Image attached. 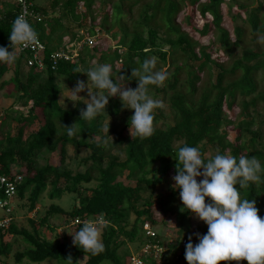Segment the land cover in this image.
<instances>
[{
  "label": "trees",
  "instance_id": "1",
  "mask_svg": "<svg viewBox=\"0 0 264 264\" xmlns=\"http://www.w3.org/2000/svg\"><path fill=\"white\" fill-rule=\"evenodd\" d=\"M183 1L50 0L48 4L40 5L32 1V10L41 15L39 21L33 20L30 24L44 45L42 66L27 65L31 57L29 51L17 52L12 64H0V78L12 69L9 84L15 86V103L26 107L25 113L15 108H11L9 115L0 111V175L10 180L13 173L21 177L11 198L8 199L0 188V200L7 198L13 204L19 200L24 205L26 202L29 212L43 194L51 203L39 221L27 218L28 227L17 225L15 207L11 206L8 227L0 228V264L10 255L14 242L22 246L13 254L16 264L44 261L65 264L69 255L73 264H79L80 257L86 258L81 264H128L130 255L139 252L143 243L151 239L145 234V223L157 230L160 240H166V235L161 234L155 225L162 222L167 213L174 215L177 228L175 238L167 242L168 250L162 262L168 264L171 258L175 264H187L181 240L185 239L187 244L191 237L195 246L197 235L190 232V213L175 207L179 189L173 190L172 180L176 174L178 149L185 145L198 146L205 161L217 154L255 157L261 165L257 174L259 179L249 182L241 190L240 198L255 200L258 215L264 218V50L243 47L240 56L224 67L212 59L208 44L195 47L197 41L177 23L176 16ZM97 2L100 5L98 13L91 14ZM223 2L186 0L201 18H211L210 23L204 22L197 33L203 37L212 27L217 32L215 41L230 59L232 49L240 46L244 31L241 27H234V39H230L229 32L221 26ZM233 4L239 8L238 14L246 13L252 31L264 37V13L262 17L258 15L261 5L250 9L249 5L237 0H232L230 7ZM107 5L108 10L105 9ZM57 7L60 14L54 17L51 14ZM77 7L82 11L77 13ZM17 14L18 6L12 1L0 7V46H9L10 25ZM87 17L90 20L85 24ZM65 19L79 21V31H71L64 23ZM192 30L196 28L192 27ZM100 35H107L111 42H116L109 47L107 42H102ZM88 37H95L94 43L91 46L83 44L75 57H52L57 51H66L68 44L75 45ZM96 56L100 64L111 66L114 78L126 77L122 82L127 84L126 88L137 84V77L131 78V72L145 59L155 58L165 66L168 78L163 86H146L147 94L153 90L155 94L167 95L164 98L169 107L168 116H163L159 108L152 113L153 134L150 137L140 139L132 138L130 132L124 134L129 131L130 118L120 117L122 104L118 97L109 98L105 112L88 122L79 121L80 111L85 108L61 106L58 98L60 86L76 83L85 76L82 72L88 70L87 59ZM208 64L217 68L216 81H212L213 74H210L209 81L198 93L199 74ZM258 72L261 75L257 78ZM183 73L184 77H181ZM160 119L162 122L157 125ZM113 120L121 121L123 126L117 130ZM34 121L40 123L36 130L30 131ZM12 122L17 123L14 132L11 131ZM75 123L74 135L70 137L63 126ZM230 131L235 132L232 139ZM112 132L114 136L109 140ZM70 145L76 152L82 149L89 152L80 159L82 171L65 165ZM112 148L118 149V153H113ZM55 151H59V163H49V154ZM207 151L209 154L205 155ZM119 152L124 154L123 159H119ZM41 159L44 162L40 164ZM119 177L134 184H127ZM234 187L239 190V185ZM64 194L71 195L73 202L67 209L55 202ZM101 213L109 226L101 232L104 247L96 255L84 254L66 237H58L55 231L50 239L41 232L42 226L54 214L65 216L62 228L75 232L81 226V220L97 218ZM67 220L79 222L68 227L70 222ZM207 230L203 222L200 235L206 234ZM9 234L12 239L6 241L5 236ZM145 264L156 262L148 258ZM219 264L234 262L221 261ZM242 264L247 261L243 260Z\"/></svg>",
  "mask_w": 264,
  "mask_h": 264
},
{
  "label": "clouds",
  "instance_id": "2",
  "mask_svg": "<svg viewBox=\"0 0 264 264\" xmlns=\"http://www.w3.org/2000/svg\"><path fill=\"white\" fill-rule=\"evenodd\" d=\"M8 40V47L0 46V64L14 63L17 52L37 43V32L25 13L12 21ZM155 63V58H147L138 69H132L131 78L137 77L135 89L124 87L125 76L114 78L110 65L99 64L82 72L87 76L86 82L77 80L71 89L63 84L69 95L65 97L61 91L62 97L74 106L81 102L85 105L79 119L85 122L105 112L109 98L118 97L123 108L133 110L128 121L130 136L148 138L153 134V110L160 103L150 98L146 86H162L168 78L165 71H153ZM82 92H86L87 99L79 95ZM64 99L60 103L64 104ZM76 124L63 126L68 136L74 135ZM175 160L176 174L172 180L173 190L179 189L180 211L193 214L208 229L202 236L196 234L199 242L195 246L189 237L185 245L187 264H219L242 259L247 264H264V218L258 215L255 200L240 198L241 190L259 179L260 162L255 157L221 154L205 161L198 146L187 145L178 149ZM235 185H239V190ZM108 226L102 213L97 218L83 220L78 230L69 233L72 245L84 254L96 255L103 251L101 232ZM64 261L73 264L71 255Z\"/></svg>",
  "mask_w": 264,
  "mask_h": 264
},
{
  "label": "rangeland",
  "instance_id": "3",
  "mask_svg": "<svg viewBox=\"0 0 264 264\" xmlns=\"http://www.w3.org/2000/svg\"><path fill=\"white\" fill-rule=\"evenodd\" d=\"M12 0H0V7L3 5H6L7 3L11 2ZM35 4L40 5L41 3H47L48 1L50 2V0H32ZM238 3L239 2H243L247 5H249V8H254L257 7L258 5H261L260 9L258 10L259 12V16L262 17L263 13H264V0H237ZM183 5L180 7V11H178V14L176 16L177 19V23L180 24V26L182 27V30L184 32H186L189 37L195 41H197V44L195 45V47L197 46H201L204 44H208V52L210 54H212V59L215 61H218L220 63H222L224 65V67H228L230 65V61H232L233 58H237L240 56L241 54V50L243 47H251L260 51L264 50V37L261 35V33L259 32H254L252 31V29L250 28V23L246 20V13L244 11L239 13V8L237 9V7L235 6V4H233L231 7V3L232 0H224L223 4L221 5V13H222V20H221V26L224 27L230 35V39L233 41L234 39V33H233V29L234 27H241L244 31L243 37L241 39V43L240 46H236L232 49V57H230V59H227L226 56L224 55V53L221 51V49L219 48L217 42L215 41V39L217 38V32L215 33V31L212 29L210 32H208L205 36L201 37L197 31L199 29H201L202 24L204 22H209L211 18L209 16H207L205 19L201 18L198 15L197 10L195 9V7H192L191 5L186 4V0L181 2ZM100 5H98L97 3H94L93 5V9H92V13L94 15H97L98 13V8ZM106 10L109 9V6L107 5ZM77 13H79L80 11H82L81 8L77 7V9L75 10ZM60 14L59 12V8L57 7L56 10L54 12H52L51 15L58 16ZM189 16V19H187V17ZM234 16V17H233ZM90 18L87 17L85 19V24L89 23ZM64 23L67 24L70 28L71 31H79L78 29V23L79 21H73L71 19H65ZM192 27H195L196 30H192ZM163 31V30H162ZM102 37V42H107L108 46L110 47L112 44H114L116 41H110L109 37L107 35L101 36ZM210 43V44H209ZM72 45V44H70ZM69 44L65 47V49H69V52L73 51L72 47ZM167 47L165 46L164 49H166ZM168 60L170 61V58H168ZM87 68H93L97 65H99L100 63L98 62V56H96L94 59L92 60H88ZM155 67L153 69V71H164L165 66L161 64V62L155 60ZM197 64V63H195ZM158 65H161L160 67H158ZM82 67V65H81ZM166 72V71H165ZM217 73V68L214 64H208L203 68V71L200 72V80L198 81V93L200 92V88L201 86H203L204 84H206L207 81H209V76L210 74H213L212 76V81L215 83V76ZM261 73L258 72L257 73V78L260 77ZM12 77V69L8 70L3 76L2 78H0V111H2L4 114H11V108H15V109H19L21 111H23L24 113L26 112V107H23L22 105L15 103L16 101V92H15V86L14 84H9V79ZM181 77H184V73L181 74ZM5 81L4 85H1V82ZM80 81H87V76H82L80 78ZM260 81V79H259ZM263 83V81L261 82ZM259 84V88L261 87L262 84ZM68 89H71L75 86V83H67L64 84ZM63 84L60 86V93H59V103L61 101V99H64L62 97V92L64 94L65 97H67L69 95L67 89L65 88ZM124 87L126 88L125 83H123ZM163 86V85H162ZM159 86L158 88L162 87ZM137 87V84L133 86L132 89H135ZM62 91V92H61ZM93 91H95V89H93ZM168 93V92H167ZM79 95L81 97H83L84 99H87V94L86 92H82L79 93ZM150 96V98L159 101L160 103V107L159 110H161L163 116H168L169 115V107H168V102L167 99L164 98L167 95H164V93L160 92L155 94L154 91L152 90L151 93L148 94ZM121 103V101H120ZM62 107L64 108H73L74 105L71 101H68L66 99H64V104L60 103ZM122 104V103H121ZM75 106H79L80 108H85V105L81 102V103H77ZM153 112H157L156 108L153 110ZM104 113V112H101ZM133 113V110L130 109H126L122 107V111L120 113V117H124V116H129V118L131 117ZM230 115L233 116V113ZM106 122L109 121L108 118H106L105 120ZM162 122V119L157 120V125H159ZM40 121H34L29 129L30 131H34L37 129L38 125H39ZM114 126L116 127L117 130H119L123 124L121 121L118 120H113ZM17 123L16 122H12L11 123V131L14 132L17 128ZM6 127L3 128V130H5ZM125 133H129L128 130L124 131ZM234 131H230L229 132V137L232 139L234 137ZM114 136V133L112 132L109 135V140L112 139V137ZM124 141L122 144H120V147L122 148L125 145ZM179 142H176V145H178ZM111 151L115 154L118 153V149H114L112 148ZM89 152L87 150H81L80 152H76L74 146L70 145L67 147V152L65 155V165L70 168V169H79V170H83V164L79 163L80 159L87 156ZM209 151H207L205 153V155H208ZM50 156L48 157V161L49 163L52 164H58L59 163V159H60V154L59 151H55L51 154H49ZM124 154L119 152V159H123ZM44 161L41 159L40 160V164L43 163ZM119 179L123 180L125 183L133 185L134 183L131 181H128L126 179H124L123 177H119ZM56 203H58L60 206L64 207V208H68L72 202V198L71 195H67L64 194L62 196V198L60 200H56ZM24 203V201H23ZM51 203V200L46 198V195L43 194L40 198V200L38 201V203L35 205V208L29 212L26 210V202L25 205L22 204L19 200L14 201V204H12L13 207H15V221L17 223L18 226L23 225L28 227V223H27V218H31L34 220H38L40 219V217H42L45 213V211L47 210V207L49 206V204ZM207 203V201H206ZM16 205V206H15ZM175 207L176 209H181L182 205H181V201L179 199V194L177 195V199L175 201ZM190 218H189V225H190V232L194 235L199 234L202 232L201 231V227L203 222L200 221L199 219H197L193 214H190ZM66 217L65 216H60L58 214H54L51 215L48 218V223H45L42 228H41V232L43 233V235L46 238H51L54 235V231L56 232V235L60 238L63 239V237H66V239L68 241H72V237L69 233H74L72 231V229L69 228H62L64 226V221H65ZM162 222H160L158 225H155L156 228L159 230V232L163 235H166V238H175V233H176V222H175V218L173 214L167 213L163 216L162 218ZM67 222H70L69 220H67ZM71 225L69 224L68 227H70ZM56 227V230L54 229ZM72 227V226H71ZM6 241H11L12 237L11 235H6L5 236ZM196 243H198V239L195 240ZM22 246L19 242H14L11 248V253L10 255L6 258V261L3 262L2 264H16L14 261V257L13 254L15 252L16 249H20ZM170 258V257H169ZM176 259V257H174ZM85 257H80L78 259V263L81 264L85 261ZM150 260V259H149ZM170 263L168 264H175L176 261L174 262V259L170 258ZM242 260L240 261H233L234 264H242ZM19 264H29V263H25V262H21ZM39 264H55L53 261H44L42 263ZM159 264H163V262H159ZM178 264H181V262H179Z\"/></svg>",
  "mask_w": 264,
  "mask_h": 264
},
{
  "label": "built area",
  "instance_id": "4",
  "mask_svg": "<svg viewBox=\"0 0 264 264\" xmlns=\"http://www.w3.org/2000/svg\"><path fill=\"white\" fill-rule=\"evenodd\" d=\"M14 4L18 6V14L25 13L26 19L29 21H39L41 19V15L38 13H35L32 10V1L31 0H12ZM95 37H88L85 39H82L81 41L77 42L75 45L74 43H71L70 45L72 47L71 52H69V49H66V51H57L55 52L52 57L53 58H73L78 54V51L81 49L83 44H86L88 46H91L94 43ZM44 50V45L38 38L37 43L32 45L29 48L23 49L22 51H29L31 57L27 60V65L31 66L34 64H37L38 66H42L41 61V52ZM71 53L72 55H69ZM14 176L10 180L4 175H0V188H3L5 196L9 199L13 196L14 190L16 188V185L19 183L21 177L15 173H13ZM3 199L0 200V228L6 229L8 227V224L10 222V209H12L11 201ZM85 220V219H83ZM81 220L80 222H82ZM79 222V221H76ZM76 222H70V225L76 223ZM143 228L145 230V234L149 236L151 239L144 243V245L141 247L140 251L137 253H132L129 257L128 264H145V261L148 258H152L156 264H159V262H162V258L165 255V253L168 250L167 242H171V238H166V240H160L158 238V233L154 228H152L148 223H145L143 225ZM181 247H184L186 245V240H181Z\"/></svg>",
  "mask_w": 264,
  "mask_h": 264
}]
</instances>
